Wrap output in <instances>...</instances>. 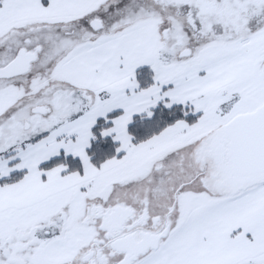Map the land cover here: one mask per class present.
Returning a JSON list of instances; mask_svg holds the SVG:
<instances>
[{
	"label": "snow or ice",
	"instance_id": "1",
	"mask_svg": "<svg viewBox=\"0 0 264 264\" xmlns=\"http://www.w3.org/2000/svg\"><path fill=\"white\" fill-rule=\"evenodd\" d=\"M0 264H264V0H0Z\"/></svg>",
	"mask_w": 264,
	"mask_h": 264
}]
</instances>
